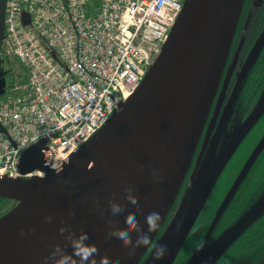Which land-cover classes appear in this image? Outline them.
Instances as JSON below:
<instances>
[{"label": "water", "instance_id": "obj_1", "mask_svg": "<svg viewBox=\"0 0 264 264\" xmlns=\"http://www.w3.org/2000/svg\"><path fill=\"white\" fill-rule=\"evenodd\" d=\"M245 1L185 0L141 84L62 167L45 163L43 141L23 153L19 168L22 174L39 168L45 176H0V197L17 201L0 216V264H59L61 255L69 264H152V247L168 245L159 236L210 142L232 76L226 65ZM6 7L0 0V44ZM22 18L25 25L31 21L27 12ZM263 111L264 103L253 110L239 139ZM0 130L7 132L1 123ZM153 211L161 215L156 231L147 222ZM132 219L138 228L129 232ZM82 234L96 250L86 260L73 254ZM121 235L131 236L132 244H119ZM144 235L152 247L136 243Z\"/></svg>", "mask_w": 264, "mask_h": 264}, {"label": "built area", "instance_id": "obj_2", "mask_svg": "<svg viewBox=\"0 0 264 264\" xmlns=\"http://www.w3.org/2000/svg\"><path fill=\"white\" fill-rule=\"evenodd\" d=\"M183 6L184 0H7L0 58L19 57L28 82L0 95L7 129L0 130V176H20V157L38 142H46L51 168L68 161L141 83ZM38 172L45 174L28 175Z\"/></svg>", "mask_w": 264, "mask_h": 264}, {"label": "rangeland", "instance_id": "obj_3", "mask_svg": "<svg viewBox=\"0 0 264 264\" xmlns=\"http://www.w3.org/2000/svg\"><path fill=\"white\" fill-rule=\"evenodd\" d=\"M263 53L264 33L250 49L197 173L159 236L168 241L164 264H264V239L246 235L249 229L256 236L264 231V111L239 139L246 125L239 113L245 78ZM0 71L7 73L6 94L28 82V68L16 56L0 60ZM262 103L264 90L255 108ZM15 204L0 200V216Z\"/></svg>", "mask_w": 264, "mask_h": 264}, {"label": "flooded vegetation", "instance_id": "obj_4", "mask_svg": "<svg viewBox=\"0 0 264 264\" xmlns=\"http://www.w3.org/2000/svg\"><path fill=\"white\" fill-rule=\"evenodd\" d=\"M263 32L264 0H246L239 26L233 39L228 60L229 62L227 63L229 64L228 67H231L232 76L224 100L218 112L213 132L216 129L217 124L220 122L223 107L226 104L227 100H229V97L232 95L235 85L238 82L239 71L243 68V64L248 56V53L250 52V49L261 37ZM222 86L223 84L220 86L219 92L222 89ZM262 90H264V53L260 55V58L255 62L254 66L251 68L245 78V92L243 93L242 99L243 104L239 112L240 119H242V121L247 120L252 114L255 108V104L258 100V95ZM213 109L210 114V118L213 114ZM186 181L188 183V178ZM186 181L185 185H183V189L186 187ZM251 231L252 230L249 229L246 235L253 241H262L264 239V231L262 232L263 236H256L254 233L251 234Z\"/></svg>", "mask_w": 264, "mask_h": 264}, {"label": "clouds", "instance_id": "obj_5", "mask_svg": "<svg viewBox=\"0 0 264 264\" xmlns=\"http://www.w3.org/2000/svg\"><path fill=\"white\" fill-rule=\"evenodd\" d=\"M133 208H138L139 205L133 203L131 205ZM116 217L119 218L122 213L116 212ZM161 220V215L159 212L153 211L147 216V222L149 224L150 231L158 230L161 225L159 221ZM128 231L132 232L138 228V221L132 219L128 222ZM23 231V230H22ZM86 234H82L81 238L73 242V254L86 260L88 257L95 255L96 250L91 244L84 242V237ZM116 240L119 244L128 247L132 244V238L129 235H121L116 237ZM138 245L143 244L147 246L145 249L152 247V242L147 235H144L136 242ZM202 246V245H201ZM169 252V247L166 243H158L155 247H152V264H157V261H161ZM59 264H69L67 259H64V256L59 257Z\"/></svg>", "mask_w": 264, "mask_h": 264}, {"label": "bare ground", "instance_id": "obj_6", "mask_svg": "<svg viewBox=\"0 0 264 264\" xmlns=\"http://www.w3.org/2000/svg\"><path fill=\"white\" fill-rule=\"evenodd\" d=\"M130 96H131V95H130ZM130 96H128L127 99H128ZM64 163H65V161H64L63 163L59 164L57 167H54V169H59L60 167H62V166L64 165ZM38 174H39V175H42V173H39V172H38Z\"/></svg>", "mask_w": 264, "mask_h": 264}, {"label": "trees", "instance_id": "obj_7", "mask_svg": "<svg viewBox=\"0 0 264 264\" xmlns=\"http://www.w3.org/2000/svg\"><path fill=\"white\" fill-rule=\"evenodd\" d=\"M228 66H229V64H227L226 70H228V68H229ZM186 183H187V181H186ZM0 200H4V201H6V200L9 201L10 200V201H12L11 199L3 198V197H0Z\"/></svg>", "mask_w": 264, "mask_h": 264}]
</instances>
